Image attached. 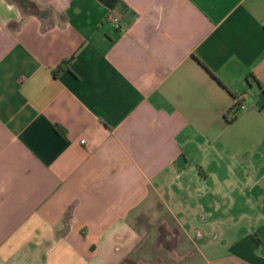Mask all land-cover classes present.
<instances>
[{
    "label": "crops",
    "instance_id": "0c3cea01",
    "mask_svg": "<svg viewBox=\"0 0 264 264\" xmlns=\"http://www.w3.org/2000/svg\"><path fill=\"white\" fill-rule=\"evenodd\" d=\"M260 89L264 0H0V264H264Z\"/></svg>",
    "mask_w": 264,
    "mask_h": 264
},
{
    "label": "rangeland",
    "instance_id": "374dc122",
    "mask_svg": "<svg viewBox=\"0 0 264 264\" xmlns=\"http://www.w3.org/2000/svg\"><path fill=\"white\" fill-rule=\"evenodd\" d=\"M139 211H141V214H139V216H136L135 221L131 220L133 223L135 222L134 224L140 231L138 243L150 245L153 247L157 244L160 251L157 253L154 252V256H159L160 258H162V262L165 263V261L167 260V254L166 251L163 250L162 246L171 244L174 240V237L167 236L165 234L167 221L164 219L163 214H160V209H156V207L154 206L150 208L146 204H143L142 208ZM156 211L158 212V214H152V212ZM150 228H152V231L150 230ZM180 238L179 242H181ZM132 243V239L128 241L129 245ZM152 258L153 264H155L154 257ZM124 264H130V262L126 261L124 262Z\"/></svg>",
    "mask_w": 264,
    "mask_h": 264
},
{
    "label": "trees",
    "instance_id": "16d2710c",
    "mask_svg": "<svg viewBox=\"0 0 264 264\" xmlns=\"http://www.w3.org/2000/svg\"><path fill=\"white\" fill-rule=\"evenodd\" d=\"M69 60H70V58L66 59V60H62L61 62H59L57 64L56 68L52 71L53 74H55L56 71H60V70L65 69ZM230 95L233 99V102L227 108V111L225 113L227 116V117H225L226 121H231L235 117V115L240 111V109L242 108V105H243V97L242 96H236L232 93H230ZM256 104H257L258 108H261L262 106H264V90L263 89L259 90V96H258V100H257Z\"/></svg>",
    "mask_w": 264,
    "mask_h": 264
},
{
    "label": "built area",
    "instance_id": "2783aa9c",
    "mask_svg": "<svg viewBox=\"0 0 264 264\" xmlns=\"http://www.w3.org/2000/svg\"><path fill=\"white\" fill-rule=\"evenodd\" d=\"M110 20H111V22H112V24H113V26L115 27V28H117L118 27V22H117V19L116 18H110ZM85 142V139H79V143H84Z\"/></svg>",
    "mask_w": 264,
    "mask_h": 264
}]
</instances>
